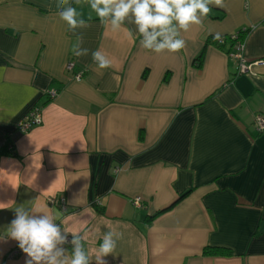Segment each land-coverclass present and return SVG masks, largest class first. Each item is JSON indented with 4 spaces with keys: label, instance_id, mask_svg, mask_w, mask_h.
Instances as JSON below:
<instances>
[{
    "label": "crops",
    "instance_id": "obj_1",
    "mask_svg": "<svg viewBox=\"0 0 264 264\" xmlns=\"http://www.w3.org/2000/svg\"><path fill=\"white\" fill-rule=\"evenodd\" d=\"M70 3L92 17L75 34L57 0H0V264H26L24 252L8 256L20 206L84 235L90 254L116 233L107 264H264V131L253 127L264 114V0L213 5L181 32L182 50L160 54L134 24L114 32L86 0ZM241 28L251 66L238 74L229 43L212 38ZM81 34L89 52L78 57ZM96 50L111 67L97 66ZM34 106L41 123L19 133ZM208 246L232 254L204 255Z\"/></svg>",
    "mask_w": 264,
    "mask_h": 264
},
{
    "label": "clouds",
    "instance_id": "obj_2",
    "mask_svg": "<svg viewBox=\"0 0 264 264\" xmlns=\"http://www.w3.org/2000/svg\"><path fill=\"white\" fill-rule=\"evenodd\" d=\"M100 23L120 30L125 22L132 23L141 37L140 45L145 50L160 54L177 53L185 47L181 32L199 26L212 11V6L223 7L224 0H86ZM79 5L81 0H74ZM58 15L68 30L89 26L73 7L70 0H57ZM219 39V34L214 37ZM73 52L76 56H86L89 50L82 48L83 36L77 35ZM92 59L100 69L111 67V61L100 50L92 52ZM2 208V203H0ZM56 218L38 208H15V218L11 221L7 236L18 243L26 254V264H107L105 257L113 254L119 236L108 231L103 234L95 253L85 250V236L79 232H69ZM72 239L69 241L68 235ZM71 244V252L64 245Z\"/></svg>",
    "mask_w": 264,
    "mask_h": 264
},
{
    "label": "built area",
    "instance_id": "obj_3",
    "mask_svg": "<svg viewBox=\"0 0 264 264\" xmlns=\"http://www.w3.org/2000/svg\"><path fill=\"white\" fill-rule=\"evenodd\" d=\"M247 28H241L235 32H232L228 35H221L219 36V39H215V43L217 45H224L225 43H229L230 50H228V55L234 59L237 62V73H246L250 70L251 63L248 62L245 57L243 56V48H244V38H239V35L241 32L246 31ZM249 30V29H248ZM73 68V63L69 62L66 65L67 70H71ZM83 73L78 72L74 75V78L79 80L82 78ZM48 97L52 98L56 95V90H50L47 92ZM42 116H41V108L39 106H34L31 108L26 115L17 123L15 130L19 133H26L28 132L32 127L39 125L41 123ZM253 127L254 129L261 133L264 131V114L257 113L253 118ZM49 204L51 205H58L60 209H65L66 202L65 199L62 197L58 201L54 198L49 197L48 199ZM134 204L140 205L141 198L135 197L133 200ZM69 241L72 239V236L68 235ZM67 246H71V244H66ZM23 251L16 245L14 248H12L8 256H16L21 254Z\"/></svg>",
    "mask_w": 264,
    "mask_h": 264
},
{
    "label": "trees",
    "instance_id": "obj_4",
    "mask_svg": "<svg viewBox=\"0 0 264 264\" xmlns=\"http://www.w3.org/2000/svg\"><path fill=\"white\" fill-rule=\"evenodd\" d=\"M246 31L244 32H241L240 35H239V38H244L245 35L247 34L248 32V28L245 29ZM215 39L216 38H212V41L213 43H215ZM216 44V43H215ZM217 45V44H216ZM230 45V44H229ZM217 46H223V45H217ZM231 46V45H230ZM203 54H204V50L202 49L200 51V53L197 55V57L195 58V64L197 66H200L201 65V62H202V59H203ZM98 210L101 212L102 210L100 208H98ZM162 211H158L156 212L154 215H152V217H155L157 215H159ZM203 254L204 255H224V256H229L232 254V251L228 248H225V247H217V246H208V247H205L203 249Z\"/></svg>",
    "mask_w": 264,
    "mask_h": 264
}]
</instances>
